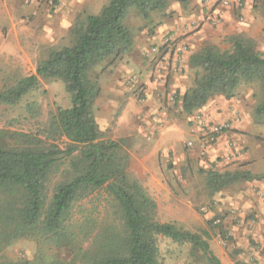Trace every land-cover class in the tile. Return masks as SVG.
<instances>
[{"label": "trees", "instance_id": "trees-1", "mask_svg": "<svg viewBox=\"0 0 264 264\" xmlns=\"http://www.w3.org/2000/svg\"><path fill=\"white\" fill-rule=\"evenodd\" d=\"M177 1L187 6L192 0ZM169 6L170 0H108L99 14L76 20L69 46L51 49L34 74L0 92L1 104L17 106L41 80L61 81L71 104L68 109L58 107L46 128L48 137L54 142L64 139L63 145L19 135L22 145L0 147V244L35 239L62 254L54 260L43 256L0 264H162L159 237L189 244L192 256L203 254L207 264H222L204 238L206 232L193 233L157 220L156 202L128 175L125 141L106 138L94 113L101 87L91 74L97 66L105 62L112 66L132 53L134 31L126 24L130 12L135 10L151 22L154 13ZM229 41V51L206 44L191 55L195 79L184 94L178 93L182 111L193 115L216 97L230 101L241 85L258 83L261 97L254 116L257 123H264V53L249 37L233 36ZM28 109L34 113L36 107ZM57 175L60 180L51 187ZM261 181L264 174L249 171L206 172L211 195L243 182ZM100 191L107 195L111 216L101 220L91 211L76 213L79 205ZM262 251L264 255V246ZM240 252H233L232 259L247 264L235 260ZM64 256L66 260L60 259Z\"/></svg>", "mask_w": 264, "mask_h": 264}, {"label": "rangeland", "instance_id": "rangeland-1", "mask_svg": "<svg viewBox=\"0 0 264 264\" xmlns=\"http://www.w3.org/2000/svg\"><path fill=\"white\" fill-rule=\"evenodd\" d=\"M107 3L108 0H0V92L15 85L22 78L34 74L38 63L48 57L51 49L69 46L70 31L76 20H83L86 15L99 14ZM261 4L262 0H192L189 5L183 6L177 0H170L168 10L154 13L151 22L145 21L135 10H132L126 20V24L133 29L135 36L134 55L131 57L136 60L141 57L143 52L138 49V45L143 47L147 39L144 35L153 34L155 25L162 21L174 20L180 8L194 18V20L188 19H191L189 25L190 29H193V34L206 24L203 35L209 41L203 46L217 44L216 46L222 51H229L232 48L230 37L242 35L253 39L258 44L259 50L264 53V10ZM227 13L230 15L229 20L225 19ZM188 31L191 30L179 34L175 30H169L163 42L154 44L151 48L158 49L155 51L158 55L162 51H177L178 40L188 37L190 35ZM226 32L227 35H224ZM167 41L169 44H166ZM185 46L183 44L182 48L184 49ZM178 53L182 54V50L180 49ZM124 57L115 62V65L107 66L108 62H105L97 66L91 77L98 80L100 84V77L104 72L122 63ZM155 60L156 58L153 62ZM132 68L140 69V66ZM195 72L193 70V84ZM137 82L138 79L127 85L133 86ZM135 93L137 94L138 91ZM171 97L173 100L179 98L178 93L171 94ZM260 97L259 84L253 83L241 85L232 99L235 102L232 108L238 107L239 111L235 112L233 120L227 121L231 125L227 132L232 131L237 123H244L248 138V144L241 150L244 158L240 159L239 155L235 154L237 160L233 155H214L211 159L209 158L207 150H215L213 148H216L218 143L210 147L205 144L202 126L205 123L204 114L195 112L196 123L190 124L188 117L190 118L191 115H186L182 111L180 101H165L164 105L171 120H176L175 123L178 126L186 127L185 131L189 133V138L183 142V159L178 167L172 164L174 152H170L168 160L165 161L170 171L168 175H165V179L172 193L169 207L160 211L157 202L146 191L157 204L156 218L159 222L173 223L193 233L206 232L207 236L204 238L215 255L221 259L222 264H235L232 259L235 251H241L240 255L235 256L237 261L247 264H264L262 253L264 194L259 195L261 205L257 207L262 209L259 213L258 210L254 212L252 207L244 209L243 205H234L233 200L237 195L249 190L247 187L244 188L247 182L232 186L216 195H211L206 186V172L210 170L221 173L249 171L254 175L264 174V123H257L254 116V109ZM141 99L142 97L139 96L140 101H137L136 108L143 112L145 101ZM97 100L94 113L100 130L108 139L125 141V152L129 156L128 175L141 184L135 177L132 154L138 152V149L143 146L139 138H144L146 143L152 141L146 137L145 133L149 127L148 117L144 119V116H139L134 121L136 115L131 112L130 127L136 128L126 127L116 132L118 117L115 122L113 117H109L107 111L103 110L106 101ZM232 100L226 101L232 102ZM162 104H164L163 101ZM29 105H35L34 113L29 111ZM70 106V98L64 84L61 81L44 80H41L40 86L17 106H7L0 102V147L22 145L19 135H29L47 143L63 145L64 139L54 142L51 137H48L46 128L50 115L58 107L68 109ZM99 107L102 109H98ZM185 123L189 125V128L194 124L196 127L193 126L189 130ZM197 127L200 131L196 129ZM138 135L141 137L138 138ZM196 136L199 140L195 139ZM189 143L192 145L190 146ZM195 152L200 156L197 160L191 157L195 155ZM59 180L58 175L52 177L51 187ZM258 183L264 184V181ZM251 191H256V195L264 193V188L254 186ZM108 208L107 195L104 191H100L84 201L75 211L77 214L81 211L85 214L91 211L93 217L103 220L111 216ZM217 220L220 221L219 224L214 223ZM223 236L231 240L225 242ZM158 247L159 261L162 264H207L203 254L192 256L189 244H179L168 238L159 237ZM59 253L62 254V251L55 250L35 239L21 238L12 240L8 245L0 244V261L4 262L30 261L43 256L54 260L59 258ZM60 259L66 260V256Z\"/></svg>", "mask_w": 264, "mask_h": 264}, {"label": "crops", "instance_id": "crops-1", "mask_svg": "<svg viewBox=\"0 0 264 264\" xmlns=\"http://www.w3.org/2000/svg\"><path fill=\"white\" fill-rule=\"evenodd\" d=\"M198 9L196 11H198ZM189 18L194 20L192 16H189V14H186L184 10L180 8L174 20L169 21V19H166L162 21V23L155 25L156 29L153 34L144 35L147 39H145L146 41L143 47L138 45V49L143 52L141 57L137 58V60L131 57L134 55L133 49L132 53L124 57L122 63L114 66L112 69L108 70V72H104L100 77L101 95L97 101H106L103 110H106L107 115L113 117L112 119H114L115 122L116 117H118L116 132L126 127L136 128L133 126L130 127L129 118L131 117V112L136 115L133 119L134 121H136L139 116H144V119L148 117L149 127L146 129L145 133L146 137H149V140L152 139V141L146 143L144 142V138L140 135L137 136L138 138L141 137L139 139H141L143 146L138 149V152L136 151L132 154V164H134L135 177L145 187L149 195L157 202L160 211L167 209L172 200V193L165 179V175H168L170 172L165 161L168 160L169 153L174 152L172 164L174 167H178L179 162L183 159V142L185 139L189 138V133L185 131L186 127L178 126L177 123H175L176 120H171L170 116L167 114V111L164 109L165 101H180L173 100L171 94H184L192 87L194 69L190 67L189 59L193 53L198 51L209 41V39L203 35L206 24L193 34V29H190L191 26L189 23H191V19L188 20ZM225 19H230L229 13L225 14ZM169 30H175L179 34L186 32V30L191 31H188L190 34L188 37H183L184 39H181V41L178 40L177 51L171 50L167 52L165 50L166 52L162 51V53L158 55V53H155L154 48L151 47L157 43L161 44ZM224 35H227V32L224 33ZM212 42L216 41L212 40ZM183 44L187 46H185L184 49L182 48ZM180 49L182 50V54L178 53ZM178 57H180V61L177 59ZM148 58H150V60H148ZM155 58L156 60L153 62ZM138 66H140V69L132 68ZM131 74L138 77V82L133 86L126 84V79ZM136 85L137 87H134ZM137 91L138 93L136 94L135 92ZM139 96L142 97L141 101H145L143 112L141 109L136 108L137 101H140ZM162 101L164 104H162ZM234 104L235 102L233 100L232 102H227L221 97H216V99H212L199 112L204 114L203 120L205 122L224 123L233 120L235 112L239 111L238 107H236V109L232 108ZM102 108L99 107L98 109ZM142 113L144 114L141 115ZM195 118V114L191 115L190 118L188 117L190 124H192V122L196 123ZM186 126L188 129L189 125L186 124ZM193 126L194 128L196 127L195 124L191 127ZM191 127L189 130H191ZM196 129L200 131L198 127ZM245 133L246 125H244V123H237L232 131L226 132L221 137L216 148H213L215 150H207L209 158L211 159V156L214 155H233L234 159L237 160L235 154L239 155L238 158L240 159L244 158L241 154V150L248 144V138ZM195 139L199 140V137L196 136ZM191 157L196 160L200 158L197 152H195V155H191ZM254 186L262 189L264 188L263 183L247 182L244 188L247 187L249 190L245 193L240 192L235 200H231L234 201V205H243L244 209L252 207L254 212L258 210L260 213L262 209L257 207L261 205L259 195L264 193L255 195L256 191H251Z\"/></svg>", "mask_w": 264, "mask_h": 264}, {"label": "built area", "instance_id": "built-area-1", "mask_svg": "<svg viewBox=\"0 0 264 264\" xmlns=\"http://www.w3.org/2000/svg\"><path fill=\"white\" fill-rule=\"evenodd\" d=\"M166 44H169L168 41ZM155 51H158V49H154ZM180 61V57L177 58ZM138 79V77L134 74L130 75L127 79V84H131L132 82H135ZM142 100V99H141ZM204 127L203 129V135L205 137L204 141L207 146L210 147V145L216 144L219 142L221 137L227 132L231 125H229L228 122L225 123H211V122H205L202 125ZM191 146L192 143H189ZM215 224H219L220 221L217 220L214 222Z\"/></svg>", "mask_w": 264, "mask_h": 264}]
</instances>
